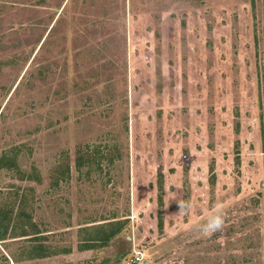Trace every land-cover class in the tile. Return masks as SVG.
I'll use <instances>...</instances> for the list:
<instances>
[{
    "label": "rangeland",
    "instance_id": "obj_1",
    "mask_svg": "<svg viewBox=\"0 0 264 264\" xmlns=\"http://www.w3.org/2000/svg\"><path fill=\"white\" fill-rule=\"evenodd\" d=\"M0 264H264V0H0Z\"/></svg>",
    "mask_w": 264,
    "mask_h": 264
},
{
    "label": "clouds",
    "instance_id": "obj_2",
    "mask_svg": "<svg viewBox=\"0 0 264 264\" xmlns=\"http://www.w3.org/2000/svg\"><path fill=\"white\" fill-rule=\"evenodd\" d=\"M180 205V213H182L189 205L184 203ZM224 223L223 214L221 212L214 213L206 218V220L199 226L202 234H210L219 230Z\"/></svg>",
    "mask_w": 264,
    "mask_h": 264
},
{
    "label": "trees",
    "instance_id": "obj_3",
    "mask_svg": "<svg viewBox=\"0 0 264 264\" xmlns=\"http://www.w3.org/2000/svg\"><path fill=\"white\" fill-rule=\"evenodd\" d=\"M117 224L119 225V228L116 229V231H112L113 232L112 234H108V233L104 232L103 237L100 238V246L101 247L106 246V244L111 241L112 237L117 236L118 234H120L123 231V229H124L123 221H118ZM158 228H161V229L163 228V222L160 221L158 223Z\"/></svg>",
    "mask_w": 264,
    "mask_h": 264
}]
</instances>
